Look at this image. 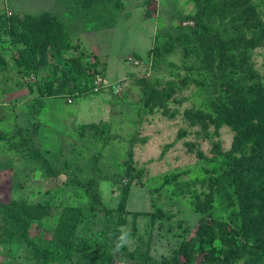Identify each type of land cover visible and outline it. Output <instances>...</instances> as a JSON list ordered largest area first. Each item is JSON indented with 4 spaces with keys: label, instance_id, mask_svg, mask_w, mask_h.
Here are the masks:
<instances>
[{
    "label": "rangeland",
    "instance_id": "374dc122",
    "mask_svg": "<svg viewBox=\"0 0 264 264\" xmlns=\"http://www.w3.org/2000/svg\"><path fill=\"white\" fill-rule=\"evenodd\" d=\"M235 1L204 16L208 33L196 38L192 18L206 0H119L116 25L104 29L60 0H0V200L36 207L29 240L49 247L71 208L81 211L79 235L127 231L129 250L159 262L189 250L204 229L207 239L208 228L215 237L196 243L197 261L202 249L225 257L252 248L264 189L263 206L243 201L253 189L234 158L252 149H237V132L218 119L232 79L264 91V0ZM28 23L57 27L60 43L38 68L15 59L11 34ZM92 179L105 208L79 182ZM8 226L0 214V264H139L96 248L46 262ZM235 264H264V254Z\"/></svg>",
    "mask_w": 264,
    "mask_h": 264
},
{
    "label": "trees",
    "instance_id": "16d2710c",
    "mask_svg": "<svg viewBox=\"0 0 264 264\" xmlns=\"http://www.w3.org/2000/svg\"><path fill=\"white\" fill-rule=\"evenodd\" d=\"M70 4L76 10L82 11V15L90 22L96 21L95 28L104 29L116 25L117 7L116 3L119 0H60ZM234 2L235 0H206L202 11L199 15L192 19L196 22L194 32L196 38L203 37L207 34V29L203 27L204 16L209 15L213 10L222 12L220 3ZM241 0H236L239 2ZM120 3H117L119 7ZM33 22V21H30ZM57 27H49L47 31L41 29L36 24L28 23L26 26L20 28L18 32H13L11 35L12 43L18 46L16 53V62L19 66L38 68L48 61V51L51 47L59 45L60 41L55 37ZM226 42H223L222 51L227 48ZM161 53V52H159ZM158 53V54H159ZM66 74L70 76V69H65ZM238 78V79H237ZM232 79L234 82L229 86L231 89V101L223 104L221 108V115L218 122L223 125L232 127L238 135V140L235 142L237 149L242 146H249L252 149L250 154L243 157L234 158V171L238 176L246 180L248 186L253 189L252 196L248 193L244 202L247 203L251 209L260 205L262 190L264 189V91L260 92L255 89V86L250 84L251 79L239 75ZM246 88H248L246 90ZM170 94L167 95L169 97ZM195 117L201 118L202 122H206V115L195 114ZM248 175L254 177H248ZM256 175V176H255ZM260 179L259 185H252L256 180ZM85 188V191L91 197L93 206L105 208L97 179L88 181H79ZM256 197V198H255ZM42 205H39L41 209ZM263 206V205H260ZM0 214L9 223L8 232L11 237H17L19 240H27L30 243L34 240H29V227L32 221L40 216L35 206L28 205L24 201H17L15 199L0 200ZM81 211L78 209H65L59 216L55 232L50 237L51 245L43 247L39 243L33 244V247L38 250L39 259L48 262L56 259L57 256L62 260L71 259L75 253L79 251H87L89 249H98L99 251H106L109 253L108 257H112L115 251L116 233L113 227H110L109 232L105 238L85 237L77 233ZM198 232L197 236L189 242L190 249L181 247L175 254L171 261L159 262L151 256L146 255L139 248L129 250L125 246L122 251L135 259L139 264H235L243 258H260L264 254V223L256 228L253 234L254 244L252 248L241 246L240 248L228 252L225 257L217 255L213 248L205 251L204 258L197 261L195 254V246L197 242L201 244H212L214 239L213 229L206 230L205 234L210 235L204 239L206 235ZM208 242V243H207ZM29 243V244H30ZM205 245V246H206ZM40 253L42 256H40ZM184 255L186 260L182 261L180 256Z\"/></svg>",
    "mask_w": 264,
    "mask_h": 264
},
{
    "label": "clouds",
    "instance_id": "9594fccd",
    "mask_svg": "<svg viewBox=\"0 0 264 264\" xmlns=\"http://www.w3.org/2000/svg\"><path fill=\"white\" fill-rule=\"evenodd\" d=\"M114 243L115 251H120L130 243L129 233L127 231L121 230Z\"/></svg>",
    "mask_w": 264,
    "mask_h": 264
}]
</instances>
